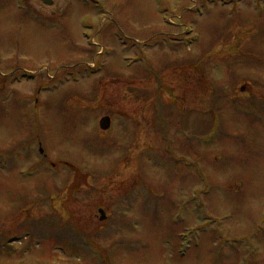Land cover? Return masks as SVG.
<instances>
[{"label":"rangeland","instance_id":"rangeland-1","mask_svg":"<svg viewBox=\"0 0 264 264\" xmlns=\"http://www.w3.org/2000/svg\"><path fill=\"white\" fill-rule=\"evenodd\" d=\"M21 1L0 0V239L22 237L0 264H264V0Z\"/></svg>","mask_w":264,"mask_h":264},{"label":"water","instance_id":"water-1","mask_svg":"<svg viewBox=\"0 0 264 264\" xmlns=\"http://www.w3.org/2000/svg\"><path fill=\"white\" fill-rule=\"evenodd\" d=\"M51 3L49 0H44ZM244 90V89H242ZM216 117L213 111L202 112L198 110H190L188 113L184 114L180 120L179 124L182 126L183 131L188 136H207L209 135L215 127ZM110 126V118L106 117L101 121V127L103 129H108ZM101 218L104 220L106 218L105 212L101 209Z\"/></svg>","mask_w":264,"mask_h":264},{"label":"bare ground","instance_id":"bare-ground-1","mask_svg":"<svg viewBox=\"0 0 264 264\" xmlns=\"http://www.w3.org/2000/svg\"><path fill=\"white\" fill-rule=\"evenodd\" d=\"M187 254H188V252H187ZM187 254H186V256H187Z\"/></svg>","mask_w":264,"mask_h":264}]
</instances>
